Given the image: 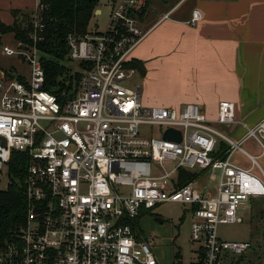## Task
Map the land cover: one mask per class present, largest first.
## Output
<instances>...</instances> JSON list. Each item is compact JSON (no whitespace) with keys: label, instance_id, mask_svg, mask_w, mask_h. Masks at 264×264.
Instances as JSON below:
<instances>
[{"label":"built area","instance_id":"obj_1","mask_svg":"<svg viewBox=\"0 0 264 264\" xmlns=\"http://www.w3.org/2000/svg\"><path fill=\"white\" fill-rule=\"evenodd\" d=\"M139 5L113 3L105 32L67 36V58L80 77L65 101L44 89L39 0L29 16L30 43L0 45L4 56L20 58L28 69L24 81L10 73L0 79V171L12 152L26 158L24 224L0 250V264H157L155 237L144 238L135 225L165 202L190 206L192 264H242L250 250V242L222 240L217 230L242 223L239 212L264 198V120L238 121L229 101L218 103L215 118L193 104L144 107L139 88L124 86L136 73L132 53L145 37L132 14ZM201 18L193 10L189 25ZM150 126L164 130L159 137L141 131ZM237 126L244 130L239 140L224 133ZM168 129L180 134L179 142L163 138ZM247 140L256 154L242 149ZM235 152L248 167L233 160ZM181 172L191 175L187 183L181 184ZM202 175L216 182L212 191L196 189L207 188Z\"/></svg>","mask_w":264,"mask_h":264},{"label":"crops","instance_id":"obj_2","mask_svg":"<svg viewBox=\"0 0 264 264\" xmlns=\"http://www.w3.org/2000/svg\"><path fill=\"white\" fill-rule=\"evenodd\" d=\"M37 1L0 0V22L11 25L12 11L30 13ZM118 1L112 0L111 5ZM161 3L165 4V12L153 23L147 24V28L143 29L146 25L142 19L148 10L136 17L145 37L133 51L132 59L143 65L144 73L146 71L147 74V68L152 64L164 61L168 78L181 84L178 104L200 106L208 118H215L218 103L229 101L235 106L238 121L249 126L263 121L264 0H182L177 4L172 1ZM195 9L200 11L202 18L191 26L189 21ZM162 24H165V33L140 48ZM16 59L26 72L16 74L15 70L21 72L17 66H11L10 71L0 67L1 79L7 73L26 79L27 66L20 58ZM135 74H139L141 80L145 78L137 70ZM231 131L235 135L237 131L243 132V129L237 126ZM257 200L251 202L250 211Z\"/></svg>","mask_w":264,"mask_h":264},{"label":"rangeland","instance_id":"obj_3","mask_svg":"<svg viewBox=\"0 0 264 264\" xmlns=\"http://www.w3.org/2000/svg\"><path fill=\"white\" fill-rule=\"evenodd\" d=\"M112 0H100L98 8L101 11L99 14L94 13L88 24V31L103 33L107 29L109 14L111 10ZM118 1V0H116ZM119 2V1H118ZM148 10V12H147ZM145 16L142 19L147 28V24L153 23L163 12H165V4L160 0H148ZM165 24L159 26L153 34L143 42L141 47H145L146 44L151 43L154 38L161 37L165 31L163 30ZM142 32L143 29L139 26ZM6 43L11 47H14L15 41L12 34H6L0 37V45ZM139 46V45H138ZM23 62V61H22ZM16 57H6L1 53L0 49V67L11 70V66H17L21 72L15 70L16 74H22L26 72L25 69L19 64ZM24 63V62H23ZM63 65L68 67L71 74L77 72L79 69L76 63L63 60ZM149 67V66H148ZM148 72L144 73L145 77L141 80L139 74H134L130 79L124 82V86L134 89L139 88V96L141 104L144 107H163L175 110H181L186 105L178 104L177 98L181 84L178 80L169 79L165 73V62L154 63L149 68ZM1 79V76H0ZM200 108V106H199ZM201 109V108H200ZM220 130L221 127H218ZM240 128V127H239ZM233 128H231L232 130ZM164 129L155 126L144 127L141 129L143 133H152L153 136L159 137L160 133ZM224 129L230 137H234L235 140H239L243 132H236L232 135V131ZM244 151L250 154H256L254 151L252 140H247L241 144ZM233 160H236L244 167L249 166L248 159L235 152ZM7 168L0 171V190H4L9 182ZM154 175H161L157 169L153 166ZM169 170V169H167ZM199 176V175H198ZM172 177H175L173 175ZM199 178V177H198ZM201 183H206L207 188L203 190L201 186H196L199 192L212 191L216 182L209 181L204 175L200 178ZM264 198H259L256 206L253 209L239 212L243 222L238 224L219 225L217 233L220 239L225 241L244 242L248 241L251 244L250 250H248L241 259L242 264H264ZM190 206L187 204H180L177 202H165L154 207L149 213H146L138 219L136 222V228L141 232L144 238L155 237V245L151 248V251L157 261V264H192L196 260L194 253L195 246L190 240V225L192 222L191 214L189 213ZM153 217H159L164 223L161 225L153 221ZM237 260V259H236Z\"/></svg>","mask_w":264,"mask_h":264},{"label":"trees","instance_id":"obj_4","mask_svg":"<svg viewBox=\"0 0 264 264\" xmlns=\"http://www.w3.org/2000/svg\"><path fill=\"white\" fill-rule=\"evenodd\" d=\"M100 0H39L45 6L43 19L45 29L43 41L37 48L42 54L41 63L45 73L44 89L56 95L61 101L74 97L80 73L71 74L68 67L63 65L67 58L66 38L69 34L82 37L88 33V24ZM148 0H140L138 8L132 12L133 16L143 15L147 8ZM172 1L177 4L182 0ZM13 23L9 26L0 22V37L12 34L16 43L28 45L30 43L31 20L30 13L14 10L11 12ZM130 66L144 74L143 65L132 60ZM19 81L24 78L17 75ZM221 151L224 146L220 145ZM26 166V158L23 154L12 152L10 162L7 165L9 182L4 190H0V250L9 243L24 224V196L23 178ZM181 184L187 183L191 175L181 172Z\"/></svg>","mask_w":264,"mask_h":264},{"label":"water","instance_id":"obj_5","mask_svg":"<svg viewBox=\"0 0 264 264\" xmlns=\"http://www.w3.org/2000/svg\"><path fill=\"white\" fill-rule=\"evenodd\" d=\"M96 14H99V11H95ZM163 138L168 139V140H172V141H176L179 142L180 141V134L177 131H174L172 129H168L164 135ZM4 144V141H3Z\"/></svg>","mask_w":264,"mask_h":264},{"label":"flooded vegetation","instance_id":"obj_6","mask_svg":"<svg viewBox=\"0 0 264 264\" xmlns=\"http://www.w3.org/2000/svg\"><path fill=\"white\" fill-rule=\"evenodd\" d=\"M152 219H153V221L155 223H157L159 225H161L162 223H164L163 220L161 218H159V217H153Z\"/></svg>","mask_w":264,"mask_h":264}]
</instances>
